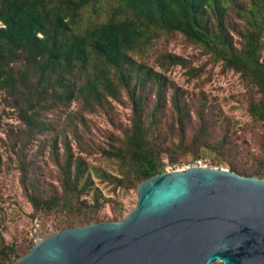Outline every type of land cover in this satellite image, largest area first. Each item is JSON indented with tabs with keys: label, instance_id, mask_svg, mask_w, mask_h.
I'll return each instance as SVG.
<instances>
[{
	"label": "trees",
	"instance_id": "16d2710c",
	"mask_svg": "<svg viewBox=\"0 0 264 264\" xmlns=\"http://www.w3.org/2000/svg\"><path fill=\"white\" fill-rule=\"evenodd\" d=\"M177 34L211 63L239 74L252 91L247 111L263 123L264 0H0V103L18 110L29 135L45 130L43 113L55 106L79 101L93 110L124 95L130 126L117 144L101 152L120 168L119 176L102 175L125 191L164 172L163 154L169 163L178 162L181 153L191 156L187 163L193 161L202 149L220 157L233 145L226 133L209 139L220 121L203 101L194 106L163 73L177 64L194 69L189 59L158 48L159 41ZM152 57L164 71L148 63ZM164 111L171 118L169 138L155 133ZM63 148L60 189L43 185L31 175L32 164L19 159L21 188L33 210L70 214L57 230L121 219V211L99 216L103 202L97 194L91 201L82 198L91 183L87 165L68 141ZM228 170L258 174L231 163ZM30 247L6 242L0 231V264H13Z\"/></svg>",
	"mask_w": 264,
	"mask_h": 264
},
{
	"label": "rangeland",
	"instance_id": "374dc122",
	"mask_svg": "<svg viewBox=\"0 0 264 264\" xmlns=\"http://www.w3.org/2000/svg\"><path fill=\"white\" fill-rule=\"evenodd\" d=\"M158 48L190 60L194 67L190 72L179 64L171 65L164 71L153 57L148 63L164 71L168 80L185 90L194 106L200 107L203 101L212 112L210 116L220 121L209 136L211 141L223 133L232 141V148L225 147L220 157L205 149H202L200 157L207 158L214 167L228 169V163H231L247 172L258 173L251 176L264 178V122L256 123L250 117L247 106L252 91L239 74L222 69L219 63H211L207 55L179 34L159 41ZM193 72L198 74L190 76ZM165 111L155 133L169 138L168 121L171 118ZM130 114L131 108L124 95L120 101L110 100L93 110L85 108L79 101H73L68 106H55L43 113L45 130L28 135L24 123L18 118V110L5 101L0 103V231L6 242L17 247L28 243L32 246L39 239L60 231L56 228L68 220L70 214L67 212L36 213L33 210L23 194L18 168L19 159L23 158L32 164L33 177H37L43 185L60 189L59 162L64 157L65 140L69 142L74 156H81L87 165L86 173L91 183L82 198L91 201L93 194L98 195L103 202L98 212L100 217H110L117 211H121L124 217L135 207L137 187L127 191L115 188L114 183L102 175L105 172L119 176L118 164L106 158L101 151L121 140L130 126ZM192 116L196 125L194 109ZM194 128L187 132V140ZM190 157L181 153L178 162L169 163L167 155L163 154V160L167 162L164 171L193 162H186ZM210 264L223 263L213 260Z\"/></svg>",
	"mask_w": 264,
	"mask_h": 264
},
{
	"label": "water",
	"instance_id": "95a60500",
	"mask_svg": "<svg viewBox=\"0 0 264 264\" xmlns=\"http://www.w3.org/2000/svg\"><path fill=\"white\" fill-rule=\"evenodd\" d=\"M13 264H264V178L190 166L142 180L123 218L62 229Z\"/></svg>",
	"mask_w": 264,
	"mask_h": 264
},
{
	"label": "built area",
	"instance_id": "2783aa9c",
	"mask_svg": "<svg viewBox=\"0 0 264 264\" xmlns=\"http://www.w3.org/2000/svg\"><path fill=\"white\" fill-rule=\"evenodd\" d=\"M190 167V166H201V167H214L211 165V163L209 162V160L207 158H204V157H200V158H197L195 159L193 162H190L182 167ZM180 168V167H178ZM178 168H175V169H171V170H176ZM166 171H170V170H166Z\"/></svg>",
	"mask_w": 264,
	"mask_h": 264
},
{
	"label": "bare ground",
	"instance_id": "6f19581e",
	"mask_svg": "<svg viewBox=\"0 0 264 264\" xmlns=\"http://www.w3.org/2000/svg\"><path fill=\"white\" fill-rule=\"evenodd\" d=\"M186 168V166L185 167H181V168H178V169H176V170H181V169H185ZM38 241H40V240H38ZM37 241V242H38Z\"/></svg>",
	"mask_w": 264,
	"mask_h": 264
}]
</instances>
